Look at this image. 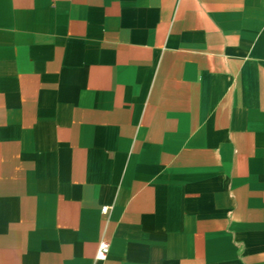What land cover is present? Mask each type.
Returning <instances> with one entry per match:
<instances>
[{
	"label": "crops",
	"instance_id": "obj_1",
	"mask_svg": "<svg viewBox=\"0 0 264 264\" xmlns=\"http://www.w3.org/2000/svg\"><path fill=\"white\" fill-rule=\"evenodd\" d=\"M0 264H264V0H0Z\"/></svg>",
	"mask_w": 264,
	"mask_h": 264
},
{
	"label": "built area",
	"instance_id": "obj_2",
	"mask_svg": "<svg viewBox=\"0 0 264 264\" xmlns=\"http://www.w3.org/2000/svg\"><path fill=\"white\" fill-rule=\"evenodd\" d=\"M103 210L105 211L106 208H103ZM110 241L107 238H103L100 242H99V246H98V250H97V255L96 258L97 260H106L110 251Z\"/></svg>",
	"mask_w": 264,
	"mask_h": 264
}]
</instances>
